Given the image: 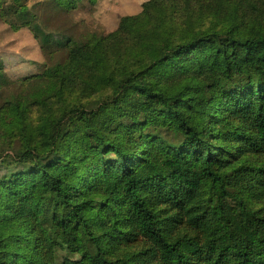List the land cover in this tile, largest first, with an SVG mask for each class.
Segmentation results:
<instances>
[{"label": "trees", "instance_id": "trees-1", "mask_svg": "<svg viewBox=\"0 0 264 264\" xmlns=\"http://www.w3.org/2000/svg\"><path fill=\"white\" fill-rule=\"evenodd\" d=\"M28 1L0 19L65 58L5 98L0 60V264H264V0H147L78 40Z\"/></svg>", "mask_w": 264, "mask_h": 264}, {"label": "rangeland", "instance_id": "rangeland-1", "mask_svg": "<svg viewBox=\"0 0 264 264\" xmlns=\"http://www.w3.org/2000/svg\"><path fill=\"white\" fill-rule=\"evenodd\" d=\"M146 1L95 0L94 3H81L69 13L55 12L43 4L44 0H29L28 6L39 16V23L45 32L53 33L54 38L70 36L78 40L89 33L105 36L115 31L121 17L138 15ZM64 58V51L52 52L50 55L47 50L43 51L28 29L14 32L0 19V60L5 65L9 81L15 84L4 93V98L10 91L16 92L22 78L39 74L45 65L63 61Z\"/></svg>", "mask_w": 264, "mask_h": 264}]
</instances>
